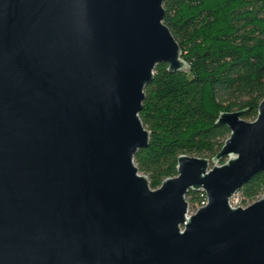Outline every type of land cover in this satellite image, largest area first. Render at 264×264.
Segmentation results:
<instances>
[{
    "label": "water",
    "instance_id": "1",
    "mask_svg": "<svg viewBox=\"0 0 264 264\" xmlns=\"http://www.w3.org/2000/svg\"><path fill=\"white\" fill-rule=\"evenodd\" d=\"M163 1L0 0V264H264V193L229 204L264 171V98L218 112L225 163L181 154L155 189L134 163L156 64L191 71Z\"/></svg>",
    "mask_w": 264,
    "mask_h": 264
},
{
    "label": "trees",
    "instance_id": "2",
    "mask_svg": "<svg viewBox=\"0 0 264 264\" xmlns=\"http://www.w3.org/2000/svg\"><path fill=\"white\" fill-rule=\"evenodd\" d=\"M163 22L190 72L158 63L144 86L139 118L148 144L133 160L155 189L177 173L181 154L214 156L230 134L214 124L218 112L247 109L255 119L264 98V0H164ZM248 199L264 192V171L239 189ZM188 191L191 205L205 198Z\"/></svg>",
    "mask_w": 264,
    "mask_h": 264
},
{
    "label": "rangeland",
    "instance_id": "3",
    "mask_svg": "<svg viewBox=\"0 0 264 264\" xmlns=\"http://www.w3.org/2000/svg\"><path fill=\"white\" fill-rule=\"evenodd\" d=\"M237 110V109H235ZM247 121H252L254 119L252 118H243ZM190 156H200V157H205L209 160V168L212 167L214 164L216 165H221L223 163H225L227 161V157L225 158H222L221 160H219L218 162H212V155L210 154H200V155H196V154H189ZM136 165V164H135ZM139 174H142V175H145L147 177V175L145 173H143L142 171L139 170ZM264 193V192H263ZM263 193H260L255 199H248V198H245L241 191H237L236 193H234L231 197H230V201H229V204L231 207L235 208V207H246L248 205H250L251 203H253L254 201L258 200L259 198H261V196L263 195ZM185 199L187 201V204L189 206V210L193 209L194 206L191 205V199H190V196L188 194H186L185 196Z\"/></svg>",
    "mask_w": 264,
    "mask_h": 264
},
{
    "label": "bare ground",
    "instance_id": "4",
    "mask_svg": "<svg viewBox=\"0 0 264 264\" xmlns=\"http://www.w3.org/2000/svg\"><path fill=\"white\" fill-rule=\"evenodd\" d=\"M199 191L204 192L203 190H199ZM199 191H198V192H199ZM202 192H201V193H202ZM234 195H235V194H234ZM204 196H205V198H203V199H201V200L199 201V207H198V208H200V207H202V206H205V205L207 204V196H206L205 192H204ZM229 201H230V200H229ZM198 208H197V209H198ZM197 209H196V211H197ZM196 211H195V208L189 210V206H188V204H187V210H186V212H185V214H184L185 219H189V217H191ZM181 231H182V230H181Z\"/></svg>",
    "mask_w": 264,
    "mask_h": 264
},
{
    "label": "built area",
    "instance_id": "5",
    "mask_svg": "<svg viewBox=\"0 0 264 264\" xmlns=\"http://www.w3.org/2000/svg\"><path fill=\"white\" fill-rule=\"evenodd\" d=\"M201 199H203L202 196H201ZM198 207H199V202H198V204L194 207V208H195V211H196V209H197ZM180 229L183 230V226L180 225Z\"/></svg>",
    "mask_w": 264,
    "mask_h": 264
}]
</instances>
